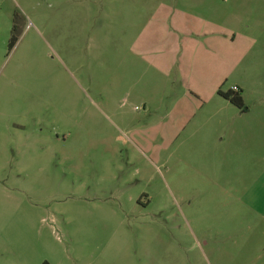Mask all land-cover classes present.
I'll return each mask as SVG.
<instances>
[{
	"label": "rangeland",
	"instance_id": "obj_1",
	"mask_svg": "<svg viewBox=\"0 0 264 264\" xmlns=\"http://www.w3.org/2000/svg\"><path fill=\"white\" fill-rule=\"evenodd\" d=\"M0 264H264V0H0Z\"/></svg>",
	"mask_w": 264,
	"mask_h": 264
},
{
	"label": "trees",
	"instance_id": "obj_2",
	"mask_svg": "<svg viewBox=\"0 0 264 264\" xmlns=\"http://www.w3.org/2000/svg\"><path fill=\"white\" fill-rule=\"evenodd\" d=\"M13 41H14V38L11 39L10 46L13 45V43H14ZM218 95L220 97H222L224 100H226L227 102H229L232 106H234L238 109L243 108L242 98L238 92H235L232 90V91L222 93V92L218 91Z\"/></svg>",
	"mask_w": 264,
	"mask_h": 264
},
{
	"label": "crops",
	"instance_id": "obj_3",
	"mask_svg": "<svg viewBox=\"0 0 264 264\" xmlns=\"http://www.w3.org/2000/svg\"><path fill=\"white\" fill-rule=\"evenodd\" d=\"M232 37H234V35H232ZM233 41H234V39H233ZM245 111H246V109H245Z\"/></svg>",
	"mask_w": 264,
	"mask_h": 264
}]
</instances>
